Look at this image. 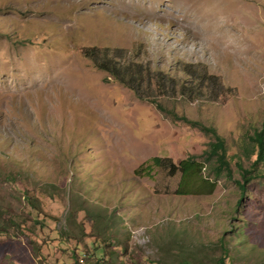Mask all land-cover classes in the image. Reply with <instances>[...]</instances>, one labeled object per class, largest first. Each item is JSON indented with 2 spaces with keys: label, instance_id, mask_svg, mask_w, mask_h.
Returning <instances> with one entry per match:
<instances>
[{
  "label": "rangeland",
  "instance_id": "obj_1",
  "mask_svg": "<svg viewBox=\"0 0 264 264\" xmlns=\"http://www.w3.org/2000/svg\"><path fill=\"white\" fill-rule=\"evenodd\" d=\"M215 1L0 0V264H219L222 239L225 264H264V0H223L225 26L199 15ZM103 48L161 72L151 99Z\"/></svg>",
  "mask_w": 264,
  "mask_h": 264
},
{
  "label": "trees",
  "instance_id": "obj_2",
  "mask_svg": "<svg viewBox=\"0 0 264 264\" xmlns=\"http://www.w3.org/2000/svg\"><path fill=\"white\" fill-rule=\"evenodd\" d=\"M89 54H85L92 60V63L99 69H104L107 71L116 81L120 84L124 85L125 87L131 89L138 98L141 99H151V96L147 90H145L144 86L148 85V91H152L150 88L151 80L155 81V84L161 85L163 75L161 72H156L152 74V69L150 66L147 67V70L143 68L142 64L139 61L133 59H127L126 56H118L115 52L120 50L115 49L111 51L109 48H103L99 51L101 54H95V50H90ZM124 59V61H122ZM202 80V79H200ZM147 84V85H146ZM183 88V85L181 86ZM214 136V141L210 143L209 150L207 151L208 157L212 158L215 157L217 161V166L215 172L220 173L222 169H228V161L226 159V145L225 139L219 135L214 128H208ZM254 141L255 146L257 147L258 156L257 161H264V135L262 131H256L254 137L252 138ZM193 155H190L188 158L179 162L177 166L174 164L172 165V169H178L182 173V179L185 180L186 178H190L193 175H198L201 172V164L196 162L193 159ZM153 161L157 164H161L164 159L160 157H154ZM258 173H253L252 177H255ZM259 176V175H258ZM264 177V173L262 174ZM28 200L32 204L33 212L36 215L37 211V204L34 198L27 196ZM39 216V215H38ZM222 239V238H221ZM227 242L222 239L221 240V248L223 252L218 257L219 264H225V257L227 253ZM98 249H105L104 246L99 247L96 246ZM103 255L106 251L102 252ZM89 255V254H88ZM87 254L84 252L81 255H77L74 257V261L77 264H87ZM103 259V258H102ZM101 260L98 258L97 261ZM104 262V260L102 261ZM93 264H97L93 262ZM188 264V263H187Z\"/></svg>",
  "mask_w": 264,
  "mask_h": 264
},
{
  "label": "bare ground",
  "instance_id": "obj_3",
  "mask_svg": "<svg viewBox=\"0 0 264 264\" xmlns=\"http://www.w3.org/2000/svg\"><path fill=\"white\" fill-rule=\"evenodd\" d=\"M117 1L120 2L119 3L120 5L117 4L118 6H114V3H112L113 9H115L116 7H124L125 6V7H130L133 12H137L140 10H145L148 6L146 3L134 4L133 3L134 0H117ZM178 1L179 0H177V1L174 0V2H178ZM214 4H215V6L213 7V10L211 12H208L205 9H201L199 11V15L202 16L203 18L218 19L220 21V23L225 26V24L227 22V17H225V15H224L226 13L225 8H224V1L223 0H216ZM209 28H212V27L209 26Z\"/></svg>",
  "mask_w": 264,
  "mask_h": 264
}]
</instances>
